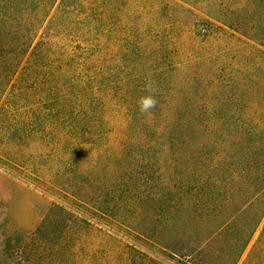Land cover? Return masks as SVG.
I'll return each instance as SVG.
<instances>
[{"label":"trees","instance_id":"trees-1","mask_svg":"<svg viewBox=\"0 0 264 264\" xmlns=\"http://www.w3.org/2000/svg\"><path fill=\"white\" fill-rule=\"evenodd\" d=\"M0 169L60 216L4 218L0 264H73L75 248L89 264H239L264 218V0H0ZM115 187L142 196L145 219L117 218ZM183 197L201 211L192 229L219 198L249 213L246 234L228 216L172 236ZM75 202L110 224L103 245L75 240Z\"/></svg>","mask_w":264,"mask_h":264},{"label":"rangeland","instance_id":"rangeland-1","mask_svg":"<svg viewBox=\"0 0 264 264\" xmlns=\"http://www.w3.org/2000/svg\"><path fill=\"white\" fill-rule=\"evenodd\" d=\"M107 163H109V161ZM114 189L116 191L115 193L110 192L109 199L115 198L114 202H111V204L115 209H117L116 205L119 208L118 210L121 217L117 218L126 221H139L146 218L145 208H147L149 204H141L142 201L138 199L140 197L142 198L141 195L136 194L135 197L137 198L130 199L129 193L124 190L120 191L118 187H115ZM193 200L196 201L195 198H193ZM175 201L173 203V208L169 213V219L172 224V236L174 237H179L182 235L183 231L188 228V232L186 230L187 233L185 234L186 237L199 238L200 236L208 234V232L212 231L215 227H218L220 222L224 221L228 216H233L228 232L234 230V232L237 231V234L240 236L246 234V220L249 213L246 212L245 209H236L235 206L222 203L221 199L215 198L214 201L208 202L209 206L203 208L204 213L210 214V221L213 217L215 218V221H211L212 226L205 229V231H198L192 229V225L196 223L195 221H198V219L192 220L194 213H196L193 203L186 204L185 202H187V199L184 198L183 201H180L184 202V206L179 208L175 205ZM54 202L55 200L45 194L43 190L35 188L30 183L16 179L0 169V225L3 223V219L9 216L21 228L34 230L38 227L45 216H50L52 220L54 215L55 219L56 217H60L57 210L54 212L51 211ZM176 207L177 211H174V208ZM67 209L69 213V215H67L69 218L67 219L70 220H65V222L71 226V229L73 230L72 232L75 233V240L78 239L87 246L92 245L95 247L105 243L107 238L104 228H107L106 226L110 225L108 222L98 215L93 214L91 211H88L78 202L69 203ZM197 213L199 215L201 214V211L198 210ZM197 213L195 215H197ZM61 224H64V222L60 221L59 223H55L53 221L48 227V233L53 229H56V231L59 232L61 230L59 229ZM263 229L264 218L250 240L239 264H264V246L256 250V252L255 249H253L258 243ZM258 252H261V255H259ZM90 253V249L88 248L85 250L75 248L71 254L73 257V264H89V260L93 259L89 255ZM253 255L256 256L253 258ZM103 257L104 255L97 256V264H100L99 262H101L100 260L103 259Z\"/></svg>","mask_w":264,"mask_h":264},{"label":"clouds","instance_id":"clouds-1","mask_svg":"<svg viewBox=\"0 0 264 264\" xmlns=\"http://www.w3.org/2000/svg\"><path fill=\"white\" fill-rule=\"evenodd\" d=\"M154 81H147L144 85L145 95L141 96L137 100L138 111L141 114L147 115L157 106L158 100L157 88L154 86Z\"/></svg>","mask_w":264,"mask_h":264}]
</instances>
